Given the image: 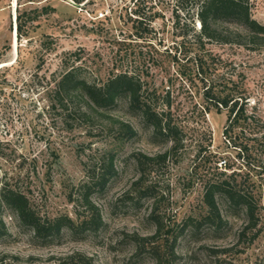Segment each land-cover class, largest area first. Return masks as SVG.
Wrapping results in <instances>:
<instances>
[{"label": "rangeland", "instance_id": "obj_1", "mask_svg": "<svg viewBox=\"0 0 264 264\" xmlns=\"http://www.w3.org/2000/svg\"><path fill=\"white\" fill-rule=\"evenodd\" d=\"M193 1L0 0V186L20 189L42 217L74 218L85 170L111 153L116 171L91 199L103 221L96 235L77 239L63 231L54 245L40 247L4 209L0 264H51L73 253L93 264H154L146 254L135 257L127 236L155 233L147 219L153 208L166 226L199 219L206 213L204 186L220 178L251 195L255 226L244 210L217 197L222 230L188 228L177 241L175 264H264V38L256 48L214 41L201 48L193 39ZM249 2L252 18L264 25V0ZM71 66L96 84L123 71L139 77L181 129V146L169 152L171 144L155 139L124 99L86 116L51 107L55 81ZM209 84L236 89L252 121L229 125L226 110L218 113L204 98ZM120 123L136 136L119 140ZM138 153L168 155L142 176L155 198L133 207L142 175Z\"/></svg>", "mask_w": 264, "mask_h": 264}, {"label": "trees", "instance_id": "obj_2", "mask_svg": "<svg viewBox=\"0 0 264 264\" xmlns=\"http://www.w3.org/2000/svg\"><path fill=\"white\" fill-rule=\"evenodd\" d=\"M193 6L194 16L198 23V30L193 39L201 48L208 41L250 44L255 48L261 46L260 42L264 38V25L252 18L249 0H194ZM222 24L242 28L243 33L228 28L221 31L219 26ZM17 29L20 30L18 26ZM199 69L201 73H204L202 60L199 61ZM80 70V67L71 66L55 81L51 92L53 97L51 107L58 106L65 111L70 108L73 112L86 116L88 111H111L120 100L124 99L129 112L141 118L142 123L151 129L155 139L171 144L169 152L181 146L183 142L181 129L169 112L159 108L155 99L147 96V89L144 88L139 77L123 71L110 76L102 84H96L83 77ZM202 80L206 81V76H203ZM79 97L85 105L76 101ZM204 98L218 113L226 110L229 125L237 124L240 120L252 119L251 115H246L245 103H242L244 99L239 96L236 89L226 87L218 89L209 84L204 90ZM118 135L119 140H129L134 138L136 133L128 124L120 123ZM168 153L155 157L139 153L134 155L136 165L142 175L134 184L137 186V197L130 199L133 207L138 206L143 199L155 198V189L146 186L142 176L150 165L163 161ZM223 174L220 173V175ZM114 175L116 171L113 167L111 153L104 154L96 163V167L85 170V179L76 189L74 218L68 215L42 217L36 213L29 199L20 189L6 182L1 183L0 242L8 235L2 216L4 209L10 210L15 215L18 224L31 233L32 239L40 247L54 245L63 231L77 239L87 235H96L103 227V221L98 208L91 199L94 194L105 189ZM217 197L224 199L235 209L244 210L251 222V227L255 226L256 205L251 195L237 189L229 182V178L216 179L204 186L202 203L206 207V213L199 219L187 218L180 223L166 226L158 211L153 208L147 219L154 224L155 233L149 237H140L136 234L127 236L134 243L135 257L146 254L152 258L154 264H175L177 241L188 228L199 229L206 225L215 231L222 230L224 222L218 210ZM51 264H93V260L84 254L73 253Z\"/></svg>", "mask_w": 264, "mask_h": 264}, {"label": "built area", "instance_id": "obj_3", "mask_svg": "<svg viewBox=\"0 0 264 264\" xmlns=\"http://www.w3.org/2000/svg\"><path fill=\"white\" fill-rule=\"evenodd\" d=\"M219 166H222V162L219 163Z\"/></svg>", "mask_w": 264, "mask_h": 264}]
</instances>
